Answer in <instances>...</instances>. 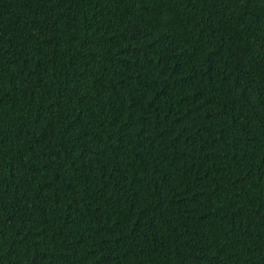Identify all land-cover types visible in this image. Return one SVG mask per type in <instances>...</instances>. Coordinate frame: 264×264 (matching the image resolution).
<instances>
[{
    "label": "trees",
    "instance_id": "obj_1",
    "mask_svg": "<svg viewBox=\"0 0 264 264\" xmlns=\"http://www.w3.org/2000/svg\"><path fill=\"white\" fill-rule=\"evenodd\" d=\"M0 264H264V0H0Z\"/></svg>",
    "mask_w": 264,
    "mask_h": 264
}]
</instances>
